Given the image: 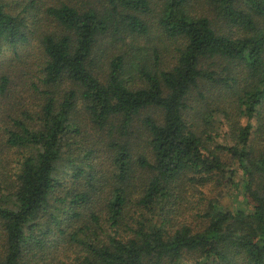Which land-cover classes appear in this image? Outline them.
<instances>
[{"label": "trees", "instance_id": "trees-1", "mask_svg": "<svg viewBox=\"0 0 264 264\" xmlns=\"http://www.w3.org/2000/svg\"><path fill=\"white\" fill-rule=\"evenodd\" d=\"M0 264H264V0H0Z\"/></svg>", "mask_w": 264, "mask_h": 264}, {"label": "rangeland", "instance_id": "rangeland-1", "mask_svg": "<svg viewBox=\"0 0 264 264\" xmlns=\"http://www.w3.org/2000/svg\"><path fill=\"white\" fill-rule=\"evenodd\" d=\"M233 194H234V192L232 191L230 195H233ZM229 198H230V197H228V199H229Z\"/></svg>", "mask_w": 264, "mask_h": 264}]
</instances>
